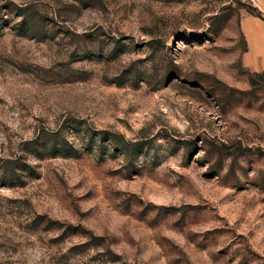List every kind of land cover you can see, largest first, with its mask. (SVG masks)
I'll return each mask as SVG.
<instances>
[{
  "label": "rangeland",
  "instance_id": "obj_1",
  "mask_svg": "<svg viewBox=\"0 0 264 264\" xmlns=\"http://www.w3.org/2000/svg\"><path fill=\"white\" fill-rule=\"evenodd\" d=\"M264 0H0V264H264Z\"/></svg>",
  "mask_w": 264,
  "mask_h": 264
},
{
  "label": "crops",
  "instance_id": "obj_2",
  "mask_svg": "<svg viewBox=\"0 0 264 264\" xmlns=\"http://www.w3.org/2000/svg\"><path fill=\"white\" fill-rule=\"evenodd\" d=\"M240 28L246 42L245 67L255 73L264 71V20L245 14L240 20Z\"/></svg>",
  "mask_w": 264,
  "mask_h": 264
}]
</instances>
